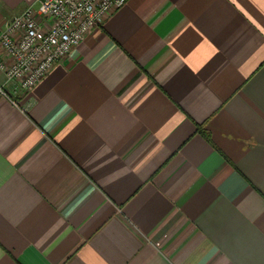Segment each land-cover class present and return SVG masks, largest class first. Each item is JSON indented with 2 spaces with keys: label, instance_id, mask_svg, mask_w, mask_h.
<instances>
[{
  "label": "crops",
  "instance_id": "1",
  "mask_svg": "<svg viewBox=\"0 0 264 264\" xmlns=\"http://www.w3.org/2000/svg\"><path fill=\"white\" fill-rule=\"evenodd\" d=\"M0 87V264H264V0H129Z\"/></svg>",
  "mask_w": 264,
  "mask_h": 264
},
{
  "label": "built area",
  "instance_id": "2",
  "mask_svg": "<svg viewBox=\"0 0 264 264\" xmlns=\"http://www.w3.org/2000/svg\"><path fill=\"white\" fill-rule=\"evenodd\" d=\"M128 1L26 0V8L0 29V71L21 90H32ZM0 92L6 94L3 87Z\"/></svg>",
  "mask_w": 264,
  "mask_h": 264
}]
</instances>
